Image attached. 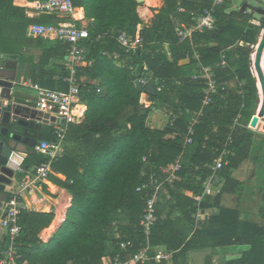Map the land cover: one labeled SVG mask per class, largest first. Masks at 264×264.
<instances>
[{"label":"trees","instance_id":"1","mask_svg":"<svg viewBox=\"0 0 264 264\" xmlns=\"http://www.w3.org/2000/svg\"><path fill=\"white\" fill-rule=\"evenodd\" d=\"M73 2L93 20L83 46L87 59L94 63L79 71L87 111L84 121L72 124L68 133L80 140L79 152L74 151L80 159L66 156L54 163V169L65 176L60 184L72 193V206L57 232L46 239L41 234L51 225L53 214L22 211L18 264H113L131 258L144 240L140 221L151 195L144 185L152 176L167 181L178 157L182 171L173 182H166L170 198L162 194L157 204L150 254L175 252L176 261L188 250L240 246L243 249L231 252L220 264H264V223L242 219L240 208L222 205L227 194L241 200L245 182L235 172L263 145L257 143L259 133L247 124L260 105L251 55L264 29V12L256 17L247 10H232L228 0L217 9L216 28L199 33L192 44L180 41L175 25L178 20L190 21L193 12L212 5L213 0H167L150 26H143L137 0ZM3 5L0 0V11ZM180 6L186 11L179 12ZM29 26L19 19H2L0 12V53L23 47ZM121 30L144 39L141 52H126L117 41ZM165 42L172 58L165 51ZM49 48L63 51L65 46L57 42ZM194 50L202 54L203 64L214 67L220 79L237 75L244 86L242 94L230 89L214 95L196 125L193 142L186 143L188 125L202 107L205 87L203 80L193 78L198 68L192 58ZM223 50L229 63L225 69L220 65ZM116 52L121 58H115ZM49 63L50 58H46L39 64L42 84L61 83L62 89L67 88L63 85L66 68L64 71L61 65L49 70ZM143 63L160 80L157 95H151L154 108L173 111L177 115L174 126L149 125L152 108L140 103L141 93L130 69L131 64ZM87 78L97 83H88ZM239 114V124H235ZM223 151L225 163L214 173V161ZM44 160L39 156L37 165ZM213 174L220 190L206 194L205 184ZM212 208L218 211L197 224L195 214ZM258 214L264 219V181ZM122 243L131 245L124 249Z\"/></svg>","mask_w":264,"mask_h":264},{"label":"built area","instance_id":"2","mask_svg":"<svg viewBox=\"0 0 264 264\" xmlns=\"http://www.w3.org/2000/svg\"><path fill=\"white\" fill-rule=\"evenodd\" d=\"M163 1L165 2L166 0ZM226 1L228 0H213L212 5L204 7L197 13L193 12L190 21L178 20L175 25V32L180 41H190L193 44L196 35L207 30H214L216 28L217 9ZM144 4H147V2L145 1L140 5L142 6ZM38 9L47 14L56 15L59 17V20L54 24L34 23L29 27L28 34L66 43L68 56L67 68L69 74L66 76L65 81L68 82L69 89L67 91H60L36 86L38 91V106L51 115L58 116L60 122L54 126V137L51 140L41 139L35 147L36 153L44 156L45 160L36 165L32 173L26 172L22 167L20 168L21 171L25 172V177L18 185L19 190L10 195L6 201L5 207L7 208V213L0 216L1 238L6 242L5 248L0 250V264H18V244L22 231L19 218L22 211L28 208V202L25 200L24 194L25 192L32 191L33 187L41 181H46L50 178L54 163L65 156V143L70 131V126L81 121L86 111V105L83 103L81 95L82 80L79 76V71L82 66L90 63L87 59V50L85 46H83V41L90 37V31L88 27H78L75 23L77 7L74 5L73 0H45L38 4ZM178 11L185 12L186 10L184 7L180 6L178 7ZM138 13L144 25L150 24L148 15L144 14L141 10H139ZM100 37L101 36L98 38ZM117 41L125 48L127 53L136 51L141 52L145 44L142 37L133 38L124 30L119 31ZM164 46L168 57L172 58L169 43L165 42ZM232 48L233 46L228 47V49ZM225 50L221 53L220 62L223 69L227 68L229 65ZM115 57L119 59L121 55L116 53ZM189 57L190 55L187 56V58ZM192 58L198 62V68L195 70L193 78L203 80L205 87L203 89L202 107L188 125L186 143L193 142L196 134V125L200 122V117L203 115L205 108L212 103L214 95H217L221 91L232 89L233 85L235 89L242 94V87L244 86L243 81L239 80L237 75L232 78L220 79L221 77H219L212 65L203 64L202 54L198 50L193 51ZM130 69L135 74V84L140 83L142 85L140 103L146 108H154L155 102L151 99L148 86L154 81L157 91V87L159 86L158 83L160 82L159 78L154 76L147 63H143V65L140 66L131 64ZM160 88L161 86H159V89ZM179 114H181V112ZM166 116L168 117L167 124L174 126L177 115L173 111H166ZM240 117L241 114L235 119V124H239ZM251 120L247 124L248 128L257 133L264 132V117L260 118L256 128L251 126ZM225 156L226 151H223L215 159L213 165L214 173L223 167ZM181 171L182 163L180 157H178L175 160L174 167L167 181L152 176L151 180L145 183L144 186L151 190V195L147 200L144 214L140 221L144 240L131 258L126 261L117 260L113 264H140L150 261L159 262L168 257L169 252L165 251H158L154 254H150L152 249V229L158 221L157 204L160 201L161 195L164 194L170 198L168 190L166 189V182H173L178 178ZM215 176L216 175L213 174L211 178ZM206 192L208 191L206 190ZM130 245V243L121 244L124 249H128Z\"/></svg>","mask_w":264,"mask_h":264},{"label":"crops","instance_id":"3","mask_svg":"<svg viewBox=\"0 0 264 264\" xmlns=\"http://www.w3.org/2000/svg\"><path fill=\"white\" fill-rule=\"evenodd\" d=\"M43 1L45 0H3V4H4L2 7L3 10L0 11L1 18L5 20L8 18L9 21L19 19L20 22L26 21L28 24H30V26L34 23L54 24L59 20V17H57L56 15L47 14L41 11L40 9H38V4ZM145 1L147 2V4H144L142 6L139 5L138 12L139 10H141L144 14L148 15L151 24L155 15L160 12L161 8L165 7L167 0L165 2L163 0H144V2ZM76 7H77V12H76L75 23L77 24L78 27H88L93 22V20L86 17L81 7L78 6ZM150 24L146 26H150ZM28 29L29 28H27L25 35L24 46L23 47L21 45L17 46L14 52L3 53V54L13 55V57L7 59V64L9 69L11 70L9 72L10 76L13 75L12 76L14 83L13 92L16 95V99H19L24 102L26 101L27 103L33 106H38V91L36 86L45 87L53 90H60V91H67L69 89V84L68 82L65 81L66 77L63 78L64 81L63 85L65 87L67 85V88L65 89H62L61 83H52L47 81V85L42 84L41 67L39 66L40 62L43 59L50 58V63L47 65V69L49 67V70H52L54 67L63 65L64 66L63 70L65 71L66 68L69 74V70L67 68V62H68V58H67L68 56L66 51L67 45L66 43L59 40L44 38L41 36H31L28 34ZM57 42H61L65 46L63 51L59 49L58 51H56V49L51 50L49 48L56 46ZM89 61L90 63L82 66L81 68L93 65L94 61L93 60H89ZM118 65H121L119 61H118ZM59 78L60 77L55 76V79L58 80ZM86 82L97 83L96 81H93L90 78H87ZM234 89L235 86L233 85L232 90ZM83 103H85L86 111H87V104L86 102H84V100ZM83 121L84 118L81 121L77 122L76 124L80 125ZM59 122H60L59 120L57 121L55 120V121H51L50 124H43V127L41 129L43 137L46 135L48 137L47 139L51 140L54 137V126L56 124H59ZM150 126L154 127L153 125ZM73 137H71L70 135L67 136L65 143L66 153L64 157L71 156L73 158L80 159L79 158L80 155L74 154L75 150L79 152L78 143L80 140L76 141L74 140ZM39 156L42 155L36 153V151L34 152L33 155L24 156L23 163L18 170V175L14 179V184L12 186H8L7 188L10 195L16 193L19 190L18 185L25 177V172L21 171L20 168L22 167L23 169L26 170V172L28 171L32 173L33 168L37 165V160L39 159ZM64 179H65L64 174H62L58 170H55L53 167V171L49 179H47L46 181H41L40 183H38L36 186L33 187L32 191L25 192L24 194V198L28 202V208L26 210L31 212H47L53 214V220L51 225L48 228L44 229V231L41 234V236L45 239L47 238L48 235L57 232V230L60 228L62 223L66 220L68 211L72 206V200H73L72 193L69 192L67 188L61 186L60 184L65 182ZM214 179L215 177L211 178L210 176L208 181L206 182L205 184L206 194L214 195L220 190L221 184H218ZM206 190L208 192H206ZM246 196H242L241 200H239V198L236 195L227 194L223 196L222 205L240 208L242 219H250V220L252 219L264 223V219H262L258 214L260 207V205L258 206V200L254 198L253 195H246ZM250 196L254 198L253 200L255 205L253 206H251L248 203L249 199L247 198H251ZM259 196L261 199V187H260ZM235 198L237 201V205H233V201ZM2 205L3 204L0 202V206ZM217 211H218L217 208L199 210L198 213L195 214L197 220L196 223L199 224L200 222H203L204 219L209 218L212 212H217ZM1 242L3 243V246H5L6 242L3 241L1 238L0 247L2 246ZM241 249H243V247L240 246L193 249L186 251L185 254L183 255H179L177 259L175 258L176 261L173 259L175 252L170 251L168 257L164 258V260L167 261V264H220L225 262L226 257L231 252L240 251ZM159 251H163V250H159ZM19 259L20 257L18 258V260ZM25 263L28 264L27 261H25L23 264ZM148 263L154 264L152 263V261Z\"/></svg>","mask_w":264,"mask_h":264},{"label":"water","instance_id":"4","mask_svg":"<svg viewBox=\"0 0 264 264\" xmlns=\"http://www.w3.org/2000/svg\"><path fill=\"white\" fill-rule=\"evenodd\" d=\"M137 1L140 4L144 2V0ZM247 6L248 4H244L242 10L245 11ZM11 57L13 55L0 53V202L3 204L0 206V216L7 213L5 204L10 196L7 188L14 184L24 156L34 154L35 146L43 137L41 132L43 124L60 120L58 116L51 115L39 106L16 99L13 92V75L10 76L11 70L7 64V59ZM251 60L254 66V68L251 66V69L257 80L260 97L257 113L253 115L250 123L256 128L260 118L264 117V30L251 55ZM136 86L138 91L142 90L140 83ZM148 90L151 95H157L154 81L149 84ZM142 114L146 115L147 111L143 110Z\"/></svg>","mask_w":264,"mask_h":264},{"label":"rangeland","instance_id":"5","mask_svg":"<svg viewBox=\"0 0 264 264\" xmlns=\"http://www.w3.org/2000/svg\"><path fill=\"white\" fill-rule=\"evenodd\" d=\"M244 4H248L246 8L248 12H251L256 17L262 16L260 12L261 11L264 12V0H231V9L232 10L242 9ZM167 121H168V117L166 116L165 110L159 109V108L151 109L149 118H148V122L150 125L161 128L167 124ZM258 136H261V137L258 138L257 143L263 144L262 149L259 150L256 148L252 157L248 161H246L240 167L239 170L235 172L236 173L235 175L236 177H238L239 179L245 182V190H244L243 196L253 195L254 198L258 200V206H259L261 204L259 192H260V187L262 185V182L264 181V132H262L261 135L258 134ZM258 156H259V159H257ZM250 197L251 198H247L249 199L248 203L251 206H253L255 205L254 200H253L254 198L252 196ZM233 205H237L236 198L233 201Z\"/></svg>","mask_w":264,"mask_h":264},{"label":"bare ground","instance_id":"6","mask_svg":"<svg viewBox=\"0 0 264 264\" xmlns=\"http://www.w3.org/2000/svg\"><path fill=\"white\" fill-rule=\"evenodd\" d=\"M253 56H254V54H253ZM253 68H254V66H253ZM254 72H255V69H254Z\"/></svg>","mask_w":264,"mask_h":264},{"label":"clouds","instance_id":"7","mask_svg":"<svg viewBox=\"0 0 264 264\" xmlns=\"http://www.w3.org/2000/svg\"><path fill=\"white\" fill-rule=\"evenodd\" d=\"M40 140H41V139H40ZM40 140H39V141H40ZM5 214H6V213H5Z\"/></svg>","mask_w":264,"mask_h":264},{"label":"flooded vegetation","instance_id":"8","mask_svg":"<svg viewBox=\"0 0 264 264\" xmlns=\"http://www.w3.org/2000/svg\"><path fill=\"white\" fill-rule=\"evenodd\" d=\"M36 147V146H35Z\"/></svg>","mask_w":264,"mask_h":264}]
</instances>
